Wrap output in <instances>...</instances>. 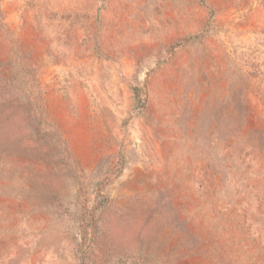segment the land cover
I'll use <instances>...</instances> for the list:
<instances>
[{"label": "rangeland", "instance_id": "374dc122", "mask_svg": "<svg viewBox=\"0 0 264 264\" xmlns=\"http://www.w3.org/2000/svg\"><path fill=\"white\" fill-rule=\"evenodd\" d=\"M0 264H264V0H0Z\"/></svg>", "mask_w": 264, "mask_h": 264}]
</instances>
